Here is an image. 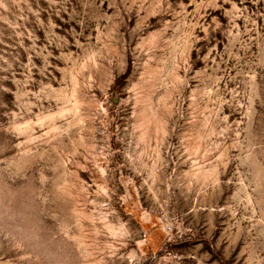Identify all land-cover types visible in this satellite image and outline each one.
I'll return each mask as SVG.
<instances>
[{
    "label": "rangeland",
    "instance_id": "374dc122",
    "mask_svg": "<svg viewBox=\"0 0 264 264\" xmlns=\"http://www.w3.org/2000/svg\"><path fill=\"white\" fill-rule=\"evenodd\" d=\"M0 264H264V0H0Z\"/></svg>",
    "mask_w": 264,
    "mask_h": 264
}]
</instances>
